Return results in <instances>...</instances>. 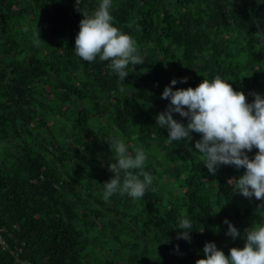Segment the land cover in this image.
Listing matches in <instances>:
<instances>
[{
    "label": "trees",
    "instance_id": "trees-1",
    "mask_svg": "<svg viewBox=\"0 0 264 264\" xmlns=\"http://www.w3.org/2000/svg\"><path fill=\"white\" fill-rule=\"evenodd\" d=\"M100 2L0 0V264H195L206 242L225 255L242 248L244 230L264 224L261 202L230 181L245 170L210 174L194 148L199 134L169 143L156 116L174 78L187 82L173 90L219 76L248 102L264 96V43L255 35L264 3L113 0L114 26L144 61L122 82L110 61L86 62L74 50L81 14ZM110 137L148 153L144 170L155 179L138 201L102 199L116 162ZM185 212L189 241L177 239ZM225 219L240 236L226 235Z\"/></svg>",
    "mask_w": 264,
    "mask_h": 264
},
{
    "label": "clouds",
    "instance_id": "clouds-1",
    "mask_svg": "<svg viewBox=\"0 0 264 264\" xmlns=\"http://www.w3.org/2000/svg\"><path fill=\"white\" fill-rule=\"evenodd\" d=\"M257 3H264V0H257ZM112 4L113 0H101L92 14H81L74 50L86 62H93L97 57L100 61H110L111 69L123 82L129 74L128 66L141 65L144 61L136 40L114 26L110 12ZM256 26L255 35L264 43V29L260 28L259 22ZM28 30L25 26L24 31ZM32 31L34 42L39 46L43 41L36 25ZM178 82L186 83L187 78L172 79L161 93V98L170 103L156 116V124L167 129L169 143L184 141L187 145L193 140L192 133L199 134L200 139L194 142V148L210 174L215 175L221 165L243 168L244 173L230 181L243 197L260 201L257 211H264V96L253 92V100L248 102L244 92L234 90L219 76L211 81L203 79L195 88L173 90ZM173 113L185 118L187 123L174 119ZM107 141L115 153L116 162L108 164L113 175L103 183L102 199L107 202L117 193L121 196L127 194L135 201L142 199L155 179L144 170L148 153L143 147H135L130 153L122 139L110 137ZM254 148L257 151L249 158L248 153ZM223 223L228 226L227 236L235 239L241 235L227 219ZM191 228L192 223L185 212L179 221V229L183 232L177 239L189 241ZM243 239V247H231L228 255L214 242H206L204 258L197 259L195 264H264V224L246 228ZM176 248L178 250V245Z\"/></svg>",
    "mask_w": 264,
    "mask_h": 264
},
{
    "label": "built area",
    "instance_id": "built-area-1",
    "mask_svg": "<svg viewBox=\"0 0 264 264\" xmlns=\"http://www.w3.org/2000/svg\"><path fill=\"white\" fill-rule=\"evenodd\" d=\"M0 238H1V236H0Z\"/></svg>",
    "mask_w": 264,
    "mask_h": 264
}]
</instances>
